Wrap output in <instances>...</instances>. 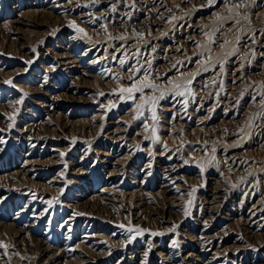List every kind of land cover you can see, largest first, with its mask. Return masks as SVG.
Returning a JSON list of instances; mask_svg holds the SVG:
<instances>
[{
	"label": "rangeland",
	"instance_id": "1",
	"mask_svg": "<svg viewBox=\"0 0 264 264\" xmlns=\"http://www.w3.org/2000/svg\"><path fill=\"white\" fill-rule=\"evenodd\" d=\"M0 264H264V0H0Z\"/></svg>",
	"mask_w": 264,
	"mask_h": 264
},
{
	"label": "snow or ice",
	"instance_id": "2",
	"mask_svg": "<svg viewBox=\"0 0 264 264\" xmlns=\"http://www.w3.org/2000/svg\"><path fill=\"white\" fill-rule=\"evenodd\" d=\"M80 31H83V29H80ZM120 39H123V37H120ZM123 63H124V61H121V64H123ZM188 83H191V80H189ZM145 87L155 89L157 86L154 83H152L151 81H146L145 83L140 84V85H137L134 82L131 87L124 88V89H122V91L128 93L130 98H131V95L133 93L138 92V91H143V88H145ZM176 87L178 88L179 85H177ZM176 94L183 95L184 93L183 92H177ZM161 98H162V96H161ZM155 100H156L155 97H153L151 100V102L153 103L154 106H155ZM153 119H157L155 112H153ZM137 231L142 232L144 230H137Z\"/></svg>",
	"mask_w": 264,
	"mask_h": 264
},
{
	"label": "bare ground",
	"instance_id": "3",
	"mask_svg": "<svg viewBox=\"0 0 264 264\" xmlns=\"http://www.w3.org/2000/svg\"><path fill=\"white\" fill-rule=\"evenodd\" d=\"M47 251V250H46ZM49 261V260H48Z\"/></svg>",
	"mask_w": 264,
	"mask_h": 264
}]
</instances>
